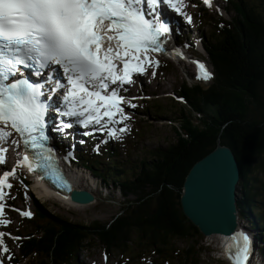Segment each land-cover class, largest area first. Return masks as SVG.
Returning a JSON list of instances; mask_svg holds the SVG:
<instances>
[{"label": "trees", "instance_id": "obj_1", "mask_svg": "<svg viewBox=\"0 0 264 264\" xmlns=\"http://www.w3.org/2000/svg\"><path fill=\"white\" fill-rule=\"evenodd\" d=\"M224 1L230 20L217 16L210 22L208 36H202L212 82H185L175 94L180 102L173 99L181 105L171 121L176 125V143L150 152V159L131 170L113 162L111 170L103 173L97 162L79 163L88 165L105 184L114 185L124 199L122 211L108 224L81 225L34 201L38 210L27 225L31 229L17 233L23 238L17 242L20 254L14 256L15 264H74L97 241L108 255L131 259L151 250L177 264H200L203 236L183 214L180 196L192 167L213 152L218 141L238 161L240 217L255 229L259 226L264 255V0ZM155 105L151 110L159 109L155 114L169 120L172 111ZM105 151L111 159L118 157L108 147ZM24 191L17 189V193ZM172 239L192 243L181 252H169Z\"/></svg>", "mask_w": 264, "mask_h": 264}, {"label": "snow or ice", "instance_id": "obj_2", "mask_svg": "<svg viewBox=\"0 0 264 264\" xmlns=\"http://www.w3.org/2000/svg\"><path fill=\"white\" fill-rule=\"evenodd\" d=\"M162 6L181 12L180 0H0V144L7 141L11 129L26 149L34 150L33 159L25 155L22 161L30 172L43 168L59 175L45 134L46 113L54 105L42 101L43 85L29 82L22 68H31L34 75L52 65L63 70L67 84L56 81L51 89H66L63 110L57 109L60 117L74 119L84 127L115 124L118 113L120 121L127 120L120 107L122 98L116 89L109 91V83L131 84L133 73L143 74L145 65L156 63L149 54L163 51L160 37L169 32L161 19ZM186 19L191 22L190 17ZM116 61L123 67L118 68ZM198 68L203 72L198 78H210L203 65ZM53 74L49 72L50 83ZM105 117L107 122L102 124ZM70 127L71 123H62L58 130ZM124 131L126 128L119 129ZM108 135L116 138L117 132L109 127ZM6 151L0 147V164L5 163ZM14 172L0 177V201L5 197L3 190L12 187L7 178ZM3 210L0 203V215ZM21 215L31 217L32 213ZM232 240V264H246L252 252L250 237L239 231ZM0 250L8 251L6 247Z\"/></svg>", "mask_w": 264, "mask_h": 264}, {"label": "rangeland", "instance_id": "obj_3", "mask_svg": "<svg viewBox=\"0 0 264 264\" xmlns=\"http://www.w3.org/2000/svg\"><path fill=\"white\" fill-rule=\"evenodd\" d=\"M198 1L202 0H188L190 8L193 10L191 15L193 16V21L189 25L188 31L192 28L198 27L193 31V36H205L210 33L211 25L210 22L215 19L218 14L225 20L231 18L224 11L226 4L222 0H218V4L215 7L208 11H202V6L198 3ZM205 4V3H204ZM219 16V17H220ZM176 40V38H174ZM177 43V42H175ZM198 53V52H197ZM182 54V53H181ZM197 57L191 59L193 61H171L165 59L163 57H158L157 59H152L156 61L155 64H147L145 65L146 75L140 79V81L131 84L128 87L121 88L117 90V93L124 99V104L122 105L123 114L128 118H134L137 123L132 122L133 120L128 119L129 123L126 120L120 121V114L118 113V118L115 120L121 122H117L115 124L108 123L107 127L96 126L91 128L89 132H87V136L95 137L98 141L106 142L107 144L112 145L114 149L118 147H122L119 150V158L116 162H119L122 165V160H126V158H132L131 163L125 162V168L128 170L134 169L141 164V160L150 159V152L157 151L161 148H166L171 144L176 143L177 137L175 136V131L173 127V120L177 118V113L181 105L175 103L173 99V92L178 91L182 84L187 82L189 85H193V81L190 78H194L197 74V62H199L198 58H201L200 55H195ZM203 59L208 62L207 55H203ZM208 66V72L211 74V67ZM212 75V74H211ZM206 84L211 83V76L209 79L205 80ZM132 102L142 103L146 105L145 102H148V106L151 108L152 104H159L160 109H165L172 111L167 117L169 120L161 119L160 116L156 115L159 112V109H150L146 108L144 110H140L139 108L132 107ZM145 108V106H144ZM156 113V114H155ZM119 119V120H118ZM104 124V123H103ZM137 125V126H136ZM111 127L115 129L117 132V137L113 138L108 135V128ZM134 127V128H133ZM126 128V131L119 132V129ZM143 128V129H142ZM97 134V136H95ZM82 135V134H81ZM83 136H86L83 134ZM95 140V139H94ZM72 146V141L69 139ZM10 163L7 165L8 170H12L14 164H16L17 159H14L16 156V147L12 146L10 150ZM104 162L113 163L114 159L108 161L107 159H102ZM105 168H108L109 165H104ZM72 170L75 173H78L77 178L80 180H84L85 182H90V174L85 170L77 169V167L72 166ZM73 172V173H74ZM1 174V173H0ZM108 180L112 181L111 176L107 177ZM18 175H14L11 181H18ZM99 181V180H98ZM95 183L97 184V180L95 179ZM99 184L101 181L98 182ZM104 183H102L103 185ZM83 189L87 191V189H91V191L96 194L97 202L91 205H85L83 208L75 207L76 205H69L70 207H74L75 210L71 209L69 206L63 205H55L52 201L47 200V198L39 196L34 187H32L33 193L37 194V199L43 203L46 207H48L51 211L58 214L60 217L70 220L73 223L81 224V225H91L95 222H99L102 224L110 223L121 211L124 204L123 198L121 197L120 192H118L115 188L111 187L109 184H105V189H96L95 191L91 186L87 183H82ZM77 187V185H76ZM6 191V189H4ZM239 198V197H238ZM46 200V201H45ZM131 200H135V197H131ZM0 203L4 204V200L0 201ZM74 204V203H73ZM34 210V206L30 204V208H26L21 201L16 204V208L7 207L4 205V215L5 218L2 219V224L0 225V234H4V237L0 241H3L4 244H8V251L13 247V236L17 232V228H21L22 230H30L25 226L29 225V220L24 219L19 222V218L22 212ZM27 217V216H26ZM3 221H7V223H3ZM241 224H239L240 230L247 232L246 226H249L247 222L244 220H240ZM251 230L253 236H255V230L252 228H248ZM3 232V233H2ZM203 236V235H202ZM202 237V245H204L205 250L200 253V264H232L228 255L226 254L227 250L224 248L225 240L222 238L216 237L219 235ZM134 238L138 240L137 232L134 234ZM139 241V240H138ZM170 247L168 251L171 252L172 249L176 251L186 250L190 245L191 241L189 239H172L169 241ZM145 248V247H144ZM258 246L254 248L255 253L257 252ZM226 251V252H225ZM143 256L144 258L137 257L131 259H126L122 257L120 254L112 253L111 256H107L105 250L99 245L98 242H95L92 248L84 251L78 258L77 264H120V261H128V264H177L176 262H172V258L162 259L158 257V254H154L153 252L144 250ZM260 252V251H259ZM2 250H0V262L2 264H7L5 262L6 254ZM132 253V252H131ZM261 253V252H260ZM16 256L20 253H15ZM151 256V257H150ZM261 258L258 255H254L250 258L251 264H256L260 260L262 264H264V257L261 253ZM150 257V258H149Z\"/></svg>", "mask_w": 264, "mask_h": 264}, {"label": "water", "instance_id": "obj_4", "mask_svg": "<svg viewBox=\"0 0 264 264\" xmlns=\"http://www.w3.org/2000/svg\"><path fill=\"white\" fill-rule=\"evenodd\" d=\"M241 172L234 152L220 141L216 149L198 161L189 172L180 204L183 214L205 237L238 232V185ZM73 202L90 205L89 192L72 193Z\"/></svg>", "mask_w": 264, "mask_h": 264}, {"label": "bare ground", "instance_id": "obj_5", "mask_svg": "<svg viewBox=\"0 0 264 264\" xmlns=\"http://www.w3.org/2000/svg\"><path fill=\"white\" fill-rule=\"evenodd\" d=\"M177 18H179V17H177ZM162 19V18H161ZM165 19V18H164ZM168 20H170V18L168 17ZM174 25V22H172V26ZM106 43H108L107 41H106ZM112 47H114L115 48V43L113 42V44H112ZM182 54H184V53H182ZM53 68V67H52ZM55 69H57L58 71H62V73L61 74H64L63 73V70L61 69V68H59V66H55ZM54 69V70H55ZM48 85L50 84L49 82L47 83ZM44 89L45 88H43L42 89V92L44 91ZM54 129L52 130V132L54 133ZM56 138V140H57V142H59V143H61V141H62V138H61V136L60 137H58V136H56L55 137ZM72 166V165H71ZM74 172V171H73ZM74 177H75V183H76V185H77V187H75V189L76 190H84L83 189V186H82V183H87V184H89V186H91L92 187V189L95 191V188L94 187H96V183H95V178L94 177H92V176H90V182L88 183V182H85L84 180H80V179H78L77 178V176H78V173H75L74 172ZM35 190V189H34ZM87 191H89V192H91L93 195L95 194V192L93 193L92 191H91V189H87ZM58 193V192H57ZM38 194V193H37ZM45 194H46V197L48 196V197H50V198H53L54 196H53V194L54 193H52L51 191H46L45 192ZM66 197H67V195H65ZM46 201V200H45ZM63 202H65L64 204H69V205H76L75 207H82L83 208V206H85V205H80V204H76V203H74V202H71L70 201V198H64L63 199ZM74 203V204H73ZM198 228V227H197ZM199 229V228H198ZM199 231H200V229H199ZM237 231L239 232V231H242V230H240V228H239V225H238V228H237ZM244 232V231H243ZM253 233V232H252ZM254 234H255V236L257 235V233H256V231L254 232ZM216 235H219V236H216ZM215 236L216 237H219V238H222V240H225V242H224V248L227 250V255L229 256V249L232 247V245H233V240H232V236H229V237H226V236H221L220 234H216ZM214 236V237H215ZM226 252V251H225ZM232 261V260H231Z\"/></svg>", "mask_w": 264, "mask_h": 264}]
</instances>
